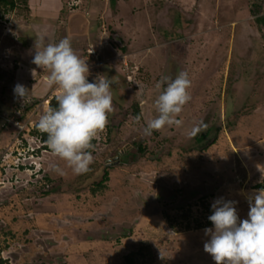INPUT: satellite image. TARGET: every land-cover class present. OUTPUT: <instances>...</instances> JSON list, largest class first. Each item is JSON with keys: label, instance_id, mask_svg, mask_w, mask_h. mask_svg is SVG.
<instances>
[{"label": "rangeland", "instance_id": "rangeland-1", "mask_svg": "<svg viewBox=\"0 0 264 264\" xmlns=\"http://www.w3.org/2000/svg\"><path fill=\"white\" fill-rule=\"evenodd\" d=\"M16 1L0 2V264H124L128 253L136 264H216L204 249L208 208L233 201L247 219L264 188V0H49L61 7L56 43L70 39L89 82L112 81L113 111L80 175L40 148L45 100L60 90L34 84L43 71L21 39L35 37L23 32L36 17ZM181 71L191 80L183 124L147 134L167 86L156 84ZM200 121L208 135L197 143Z\"/></svg>", "mask_w": 264, "mask_h": 264}, {"label": "clouds", "instance_id": "clouds-1", "mask_svg": "<svg viewBox=\"0 0 264 264\" xmlns=\"http://www.w3.org/2000/svg\"><path fill=\"white\" fill-rule=\"evenodd\" d=\"M44 39L36 38L32 63L48 70L46 85L57 86L60 94L56 97L57 107H50L41 115L37 128L47 134L48 147L66 161L73 173L84 174L94 162L92 141L105 130L108 114L113 111L112 81L100 75L95 82H89V65L76 54L69 38L58 43H44ZM165 83L167 86L154 102L158 115L146 123L147 134L183 124L178 117L191 100L189 75L181 71L174 80L162 77L156 87L159 89ZM28 91L22 84L14 88L15 94L24 100ZM142 91L140 85L136 94ZM206 129L207 124L200 121L189 136L194 138ZM56 171L64 174L60 168ZM249 207L248 218L240 220L235 202L213 203V214L208 218L214 228L205 229L210 240L204 249L216 264H264V188L254 194ZM160 258H165L162 251Z\"/></svg>", "mask_w": 264, "mask_h": 264}, {"label": "crops", "instance_id": "crops-1", "mask_svg": "<svg viewBox=\"0 0 264 264\" xmlns=\"http://www.w3.org/2000/svg\"><path fill=\"white\" fill-rule=\"evenodd\" d=\"M48 1L49 0H45L43 6L40 5V6L36 7L35 5L33 6L34 0H29V2H30L29 7L31 8V12L29 13L30 17L33 16V17H36V18H34V19L32 18V20H30V23L28 24V26H26L27 28H25L23 34L24 35L34 34L35 37L33 39H30V40H27V39H25L23 37L21 39V42L23 43L22 53H23V51H24V53H27V52L29 53L30 52V54H32L31 57H34V54H35L34 45H35V42H36V38L38 36L39 37H44L45 38L44 39V43H48V42L56 43L55 37H54V35H56V31H57L56 28H60L62 26L60 24L61 25V26L59 25L60 27H56V20L52 21L50 19L51 16H55L56 18L60 17V13H61L60 3H58L56 1L55 2L56 4L51 5V4H49ZM37 18H38V20H37ZM63 24H65V23H63ZM36 66L37 65H34L35 70L41 69V71H43V73L40 74L41 76L36 78L37 81H35L34 84H38V85L44 86L45 89H46V87H47L46 82L45 81L43 82L42 78L46 77L49 74L48 70L47 69H42L39 66H37V67ZM30 72H31V70L27 69V73L26 74H30ZM89 78L90 77H88V80L90 81ZM55 89L57 90L59 88L57 86H55ZM47 106H48V103H47Z\"/></svg>", "mask_w": 264, "mask_h": 264}, {"label": "trees", "instance_id": "trees-1", "mask_svg": "<svg viewBox=\"0 0 264 264\" xmlns=\"http://www.w3.org/2000/svg\"><path fill=\"white\" fill-rule=\"evenodd\" d=\"M0 2H2L5 5H9L11 8H14L17 4L16 0H0ZM22 2L24 3L26 9L30 10L28 0H22ZM256 20H257V22H264V17H257ZM56 97H57V95L53 94L47 98L48 99V108L57 107ZM136 108H137V106H136ZM137 112H138V110H137ZM207 135H208V131L200 133L199 135H197L195 137V141L197 143H200L207 137ZM38 136H39L40 141L42 143L40 148H44V149L49 148L47 145V134L39 131ZM215 140H216V136L212 137L211 139H208V141L206 143L202 144L200 147L202 149L207 148L210 144L214 143ZM94 143H95V139L92 141V144H94ZM138 148L141 149V146H139ZM107 179H108V171L106 169H104L100 180L97 182L98 186L102 187L105 180H107ZM258 186H260V187L264 186V179H263L262 183L258 184ZM208 213H209V216L212 215L213 214L212 209L208 208ZM206 222L208 225L212 224V222L209 220V218H207ZM0 262H2V259H0ZM124 264H136L134 262L133 253H128L124 256Z\"/></svg>", "mask_w": 264, "mask_h": 264}, {"label": "built area", "instance_id": "built-area-1", "mask_svg": "<svg viewBox=\"0 0 264 264\" xmlns=\"http://www.w3.org/2000/svg\"><path fill=\"white\" fill-rule=\"evenodd\" d=\"M15 124L18 125V127H19L20 130L26 129L28 131L29 128H30V127H28V124L27 123L26 124L25 123H20V121H18V120L15 121ZM30 124H31V127H33L32 126V123H30Z\"/></svg>", "mask_w": 264, "mask_h": 264}, {"label": "bare ground", "instance_id": "bare-ground-1", "mask_svg": "<svg viewBox=\"0 0 264 264\" xmlns=\"http://www.w3.org/2000/svg\"><path fill=\"white\" fill-rule=\"evenodd\" d=\"M47 101H48V100L46 99L45 102L47 103Z\"/></svg>", "mask_w": 264, "mask_h": 264}]
</instances>
